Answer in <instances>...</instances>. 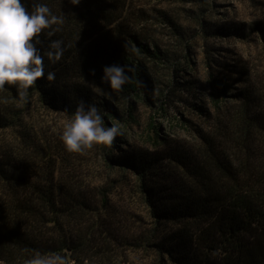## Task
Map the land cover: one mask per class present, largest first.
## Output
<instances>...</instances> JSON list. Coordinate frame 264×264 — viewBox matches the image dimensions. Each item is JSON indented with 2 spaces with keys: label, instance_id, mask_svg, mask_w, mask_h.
<instances>
[{
  "label": "trees",
  "instance_id": "1",
  "mask_svg": "<svg viewBox=\"0 0 264 264\" xmlns=\"http://www.w3.org/2000/svg\"><path fill=\"white\" fill-rule=\"evenodd\" d=\"M133 1L80 0L72 5L69 0H40L65 17L61 31L51 37L62 39L65 50L54 64L45 58L46 72L54 71L56 79L41 77L30 87L27 103L18 101L15 85L0 90L3 264H25L37 251L65 255L69 264H97L105 252L99 241L110 217L111 189L91 194L69 175L70 153L59 135L34 127L25 112L36 100L49 111L73 116L84 100L97 106L106 127L135 119L133 98L146 97L156 87L150 60L166 55L129 26ZM256 28L264 47V25ZM40 39L46 57L49 38L41 33ZM112 64L133 69L119 91L101 82L103 67ZM242 80L245 86L228 94L226 80L212 79L218 116L198 131L196 144L172 142L150 120L147 137L155 150L117 149L118 136L107 155L111 168H125L138 180L157 224L152 245L170 264H264V94ZM227 96L232 105L224 121L220 108Z\"/></svg>",
  "mask_w": 264,
  "mask_h": 264
},
{
  "label": "rangeland",
  "instance_id": "2",
  "mask_svg": "<svg viewBox=\"0 0 264 264\" xmlns=\"http://www.w3.org/2000/svg\"><path fill=\"white\" fill-rule=\"evenodd\" d=\"M133 5L129 26L166 57L150 60L155 90L133 98L135 119L119 123L123 135L115 142L117 149L155 150L147 137L150 120L172 142L196 144L198 131L213 125L218 116L212 99L214 78L229 83L228 94L245 86L242 79L264 94V47L256 28L264 25V0H134ZM218 29L229 31L219 35ZM241 69L244 75H239ZM95 91L103 93L100 88ZM226 99L220 108L224 121L232 105ZM194 104L208 114L201 115ZM29 107L25 119L55 136L72 117L49 111L36 100ZM110 150L111 146L98 145L84 153H70L66 169L91 194L111 189L110 217L99 241L105 252L97 264H170L152 245L157 224L138 180L125 168L109 166Z\"/></svg>",
  "mask_w": 264,
  "mask_h": 264
},
{
  "label": "clouds",
  "instance_id": "3",
  "mask_svg": "<svg viewBox=\"0 0 264 264\" xmlns=\"http://www.w3.org/2000/svg\"><path fill=\"white\" fill-rule=\"evenodd\" d=\"M78 5L80 0H69ZM31 3L29 8L28 4ZM65 22L63 15H56L40 0H0V90L5 85H15L20 103L29 100V89L41 77L54 81V71H47L45 58L56 63L63 56L62 39H51ZM41 33L49 38L46 57L38 45H42ZM135 51V49H132ZM129 65L112 64L103 67L101 82L113 90H121L130 81ZM93 74L95 70L93 69ZM123 135L118 124L104 125V119L95 104L80 100L74 115L63 124L59 134L65 150L69 153H84L94 146H111ZM25 264H69L65 255L58 253L35 254Z\"/></svg>",
  "mask_w": 264,
  "mask_h": 264
}]
</instances>
